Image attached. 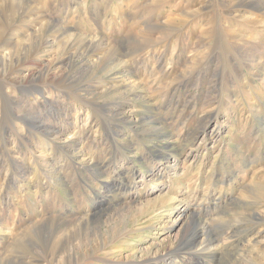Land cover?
<instances>
[{
    "label": "rangeland",
    "instance_id": "374dc122",
    "mask_svg": "<svg viewBox=\"0 0 264 264\" xmlns=\"http://www.w3.org/2000/svg\"><path fill=\"white\" fill-rule=\"evenodd\" d=\"M51 263L264 264V0H0V264Z\"/></svg>",
    "mask_w": 264,
    "mask_h": 264
},
{
    "label": "bare ground",
    "instance_id": "6f19581e",
    "mask_svg": "<svg viewBox=\"0 0 264 264\" xmlns=\"http://www.w3.org/2000/svg\"><path fill=\"white\" fill-rule=\"evenodd\" d=\"M23 39V38H22ZM19 40H21V39H19ZM21 41H23V40H21ZM17 43V42H16ZM20 44V43H19ZM7 50V49H6ZM10 53V52H9ZM6 55H7V53H6ZM112 59H114V57L112 58ZM117 59V58H116ZM187 210V209H186ZM179 216H182V214H180ZM203 231V230H202ZM197 232V231H196ZM203 234H200L199 235V232L196 234V236L197 237H200V236H202ZM202 238V237H201ZM53 255V254H52ZM52 264V263H51Z\"/></svg>",
    "mask_w": 264,
    "mask_h": 264
}]
</instances>
